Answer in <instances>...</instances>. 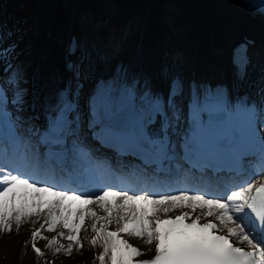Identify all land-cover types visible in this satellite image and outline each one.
Masks as SVG:
<instances>
[{
    "label": "snow or ice",
    "instance_id": "snow-or-ice-1",
    "mask_svg": "<svg viewBox=\"0 0 264 264\" xmlns=\"http://www.w3.org/2000/svg\"><path fill=\"white\" fill-rule=\"evenodd\" d=\"M248 11L264 17V0L250 3ZM252 43L241 44L234 59L247 64ZM182 96L178 82L164 98L154 95L146 80L142 84L134 77L129 82L127 71L118 66L89 102L88 133L101 146L136 156L145 164L174 159L178 146L186 163L194 161L193 168L230 166L254 146L250 116L244 120L248 139L238 145L228 142L231 130L221 117H231L242 108L254 112L255 105L230 107L220 89H193L186 100ZM6 103L0 99V105ZM11 103L23 111V99ZM47 109L45 126L33 130L40 144L50 154L68 150L69 144L71 150L83 152L87 145L81 136L77 93L65 88ZM6 117V109L0 108V126ZM260 146L264 149V139ZM207 196L181 191L153 198V194L104 191L94 199L82 198L86 194L37 187L27 178L11 175L0 188V229L11 231L13 220L19 226L28 218L38 260L44 258L45 249L54 256L61 248L68 254L77 247L82 250L88 220L93 234L88 246L101 249L98 264H264V179L249 181L218 198ZM40 240L45 248L38 246ZM145 249L151 257L142 258Z\"/></svg>",
    "mask_w": 264,
    "mask_h": 264
},
{
    "label": "bare ground",
    "instance_id": "bare-ground-1",
    "mask_svg": "<svg viewBox=\"0 0 264 264\" xmlns=\"http://www.w3.org/2000/svg\"><path fill=\"white\" fill-rule=\"evenodd\" d=\"M177 1L182 6V16L180 17L181 25L177 26L176 24V26L182 27L188 21L190 24L189 31L195 36L200 53L194 57L191 49L188 48V61L183 63L182 68L187 76L195 72L193 69L199 68L200 71L197 72V75L216 78L217 80L222 78L227 79L226 71L218 73L215 69L217 68L216 65L221 64L218 60L222 61L225 59L226 48L230 44L232 45L235 40L233 37H238L239 33H244L245 30L251 32L252 36L258 38V40L264 37V22L258 19L256 21L248 19L243 14L241 8L235 3V0ZM4 3L6 6L7 2ZM120 3L128 9L133 5V0H120ZM146 5V14L141 17L146 27L142 28L135 38L131 37L132 39H129L124 48L119 52V56L114 61L110 60L107 65L110 68L115 66L117 61L124 63L127 74L130 73L140 76L153 89L165 84L174 73V69L169 66L165 77L160 72L158 54L153 50L154 46L151 47V44L155 42L153 40L158 35L156 26L158 14L155 10L158 4L154 1L146 0ZM48 12H50V18L46 14L47 16L39 21L37 27L38 33L33 37L32 42H30V39L26 40L28 43L34 42V50L25 58L29 64H32V69L29 74L31 78L30 92L25 102L28 107L32 104L33 107L37 106L38 102L36 100L46 99L53 94L56 88L61 85L65 75L63 50L66 35L70 33L66 28L70 22L72 24L74 23L75 18L72 14L66 15L67 8H63L60 0L55 4H49ZM203 14L208 15L210 28L201 25V17L204 16ZM138 38L141 39L138 40ZM134 42H136L135 45H133ZM138 42L142 43V45H137ZM214 49L217 51L212 56L211 52ZM208 61H210L209 64L203 65V63H208ZM98 65V63H93L91 69L92 79L87 87L86 93H89L94 86V75L98 74L101 70H107L106 72H108L109 68L107 69L104 65L98 67ZM206 67L208 68V73L204 75L201 70ZM250 74L253 78L258 77L253 71ZM247 84L250 86L251 81ZM36 185L37 187H44L39 182H36ZM109 192L111 191L109 190ZM140 193L141 191L136 192V194ZM153 198H158V195L153 196ZM97 211L102 213V210L98 206ZM113 222H115V216L113 217ZM29 225L31 224L28 222L25 230L17 237L15 244L10 248L5 249L0 243V255L4 260L9 261L10 264H98L96 257L101 249L98 246H92L91 248L88 246L93 234L87 220L85 227L88 231L84 235L83 249L81 255L76 257L75 262L69 258L70 256H67L68 253L63 248H61V253L55 256L52 252L45 249L44 258L38 260L29 247L31 231L28 228ZM58 239H61V242L65 243L62 238L58 237ZM136 243H139V240ZM38 244L41 248H45L42 240ZM52 248L54 250L55 245Z\"/></svg>",
    "mask_w": 264,
    "mask_h": 264
},
{
    "label": "rangeland",
    "instance_id": "rangeland-1",
    "mask_svg": "<svg viewBox=\"0 0 264 264\" xmlns=\"http://www.w3.org/2000/svg\"><path fill=\"white\" fill-rule=\"evenodd\" d=\"M41 1V4L39 5V7L37 8V10L35 11V15H36V19L33 22V25L29 26L28 28L26 26H21V24H18V28L14 29L13 31H10V29L6 26H2V30H3V34L4 37L0 39V75L3 76V79L5 80V82L7 83V87L9 90V93L11 95V101H13L14 99L20 98L23 99L24 101V108L23 111L25 112V102L26 99L29 95L30 92V85H31V78L29 76L31 69H32V64H29L27 62V60H25V58H27L29 55V53H31L34 50V42H32L33 37L38 33V24L39 21L44 19L47 15V9H48V5L49 4H55L58 2V0H39ZM62 3L63 8H67V13L66 15H70L72 14L73 16L76 15V23L75 26L77 27H81V22L85 19L83 16V12L81 9H79V5L76 6L74 0L72 3L70 0V2H67L66 0H60ZM112 1V0H111ZM117 2V0H113V2ZM134 0V4L130 6V8L126 9L122 4L121 10L122 11H126L129 15V24L126 25V28L123 29V41L121 42L122 45L119 46V50H117L116 52L111 51L109 49V44L108 42L105 41V43H103V49H101L100 47H97L98 45H95V53H96V60L98 62L101 63H108V61L110 60H114L116 59V57L119 56V52L124 48L125 44L127 43V41L129 39L135 38L137 36V34L142 30V28L146 27V25L143 23L144 20H142V16L144 14H146V10H147V5H146V0H142L143 1V5H136ZM154 2H156L158 5L155 8V10H157V13L159 14L157 17V23L156 26L158 28V31H160V29L162 27L165 26V24H172V26L175 28L176 24L177 26L181 25V21H180V17L182 16V7L180 6V4L178 3L177 0H152ZM15 14L17 16H19V14L21 12H19L17 9V7L23 2L22 0H15ZM13 2V3H14ZM115 2V3H116ZM105 3V2H104ZM120 3V2H119ZM91 5V6H90ZM136 5V7H135ZM87 6L90 10V13L93 17V15L96 14L95 9L97 10L98 8V3L97 4H93V2H87ZM136 8V9H135ZM173 12H175V14L171 15L169 14V10H171ZM19 12V14L17 13ZM120 12V11H118ZM79 13V15H78ZM204 16L201 17L202 21H201V25L206 27V28H210V19L208 17V15L203 14ZM77 16H79V18H77ZM20 18V17H18ZM19 20V19H18ZM82 20V21H81ZM85 22H89V20H84ZM20 22V21H19ZM175 25H174V24ZM98 25V24H97ZM96 25V26H97ZM92 27V29L95 27L94 25H90ZM104 28L106 26H108V23H104L103 24ZM189 26L190 24L188 23V21L186 22V24L182 25V27H178L179 29H177L178 31H185L186 33L190 34L189 38H185V40H187L186 44H183V48H184V53H180L178 58L173 57V59L178 60L181 63L187 62V52H188V45L189 46H193L195 44V36L193 34H191V32L189 31ZM109 28V27H108ZM86 30V29H85ZM95 30V29H94ZM107 30V29H106ZM206 31V30H205ZM176 35L173 36V38ZM132 37V38H131ZM170 37V36H169ZM84 38L83 42H84V46L81 45V48L84 51V56L83 58H87V56L89 55V53L93 52V50L90 48L89 50H87L86 46L89 42L88 38L86 37H82ZM172 38V39H173ZM234 39L237 38L236 36L233 37ZM30 42H26V40H29ZM159 39L161 40V36L159 37ZM170 39V40H172ZM258 39V38H257ZM260 40H257L260 44L259 48H256V52L254 53L253 56V64L251 66V69L258 74V80L256 81L257 85L254 86V88H257V86H260L264 88V37ZM82 40V39H81ZM170 43V41H168ZM131 43V42H130ZM169 44H167L166 46H164L162 48V51H164L167 46ZM154 44H151V47H153ZM97 47V48H96ZM155 51L159 53V58L161 59V52H160V41L158 42V44H155ZM216 53V50L214 49L211 52V55L214 56V54ZM169 59V54H166V56H164L163 58V62L160 64V68L161 71L163 73V76L165 77L166 71L167 69L165 68V65L168 63ZM80 61V60H79ZM178 61H174L173 62V67L176 68V66L174 64H176ZM81 62H76V68L75 71L73 72V75L77 72V71H81V73L83 74L84 80L81 79L80 82H76L75 84L79 89V92L81 94L80 97H83L88 84L90 83V70H86V66H85V61L84 64L82 66H80ZM15 108V111L18 113V116H21V114L23 113V111H19L18 105H13ZM39 218H37L38 220ZM14 221V220H13ZM12 221V225L13 228L11 231H9L7 228L4 229H0V243L2 245L3 248L8 249L10 248L12 245L15 244V241L17 239V237L25 230L26 224L29 222L28 218L22 219L21 222V226H18V228H16L14 226V222ZM88 221V220H87ZM89 223V221H88ZM147 250V249H145ZM81 248L77 247L72 253L68 254L67 256H70L69 258H71L72 261L75 262L76 257L81 255ZM150 253V250H147V254ZM0 264H10L9 261H6L3 259V257L0 255Z\"/></svg>",
    "mask_w": 264,
    "mask_h": 264
},
{
    "label": "trees",
    "instance_id": "trees-1",
    "mask_svg": "<svg viewBox=\"0 0 264 264\" xmlns=\"http://www.w3.org/2000/svg\"><path fill=\"white\" fill-rule=\"evenodd\" d=\"M15 0H7V7L6 12L7 14H11V17L13 14H15ZM23 2L17 7L16 10L21 12H17L19 14L20 18L15 17V21L20 20L21 26H26L27 28L31 25H33V22L36 19L35 11L41 4V1L39 0H22ZM68 1V0H66ZM14 2V3H13ZM88 2H93V4L98 3L97 10L95 9L96 14L94 15V18L97 21L100 22H107L109 25V29L111 32V41L114 43H119L121 40L122 35V29L127 24V18L121 13L118 12L116 6L111 4L110 0H88ZM105 2V3H104ZM91 6V5H90ZM114 6V7H113ZM169 14L173 15L175 14L172 9L169 10ZM23 26V27H24ZM164 33L165 37L168 39L171 38L173 35V28L169 25L164 26ZM170 36V37H169Z\"/></svg>",
    "mask_w": 264,
    "mask_h": 264
},
{
    "label": "water",
    "instance_id": "water-1",
    "mask_svg": "<svg viewBox=\"0 0 264 264\" xmlns=\"http://www.w3.org/2000/svg\"><path fill=\"white\" fill-rule=\"evenodd\" d=\"M237 1H239V0H237ZM240 4V3H239ZM241 5V7H242V4H240Z\"/></svg>",
    "mask_w": 264,
    "mask_h": 264
}]
</instances>
